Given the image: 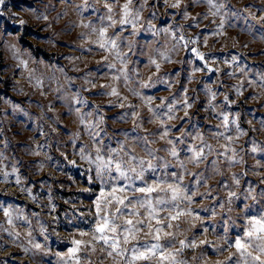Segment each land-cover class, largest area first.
Masks as SVG:
<instances>
[{"label": "clouds", "instance_id": "clouds-1", "mask_svg": "<svg viewBox=\"0 0 264 264\" xmlns=\"http://www.w3.org/2000/svg\"><path fill=\"white\" fill-rule=\"evenodd\" d=\"M0 264H264V0H0Z\"/></svg>", "mask_w": 264, "mask_h": 264}]
</instances>
